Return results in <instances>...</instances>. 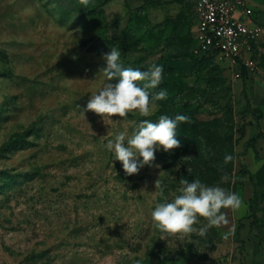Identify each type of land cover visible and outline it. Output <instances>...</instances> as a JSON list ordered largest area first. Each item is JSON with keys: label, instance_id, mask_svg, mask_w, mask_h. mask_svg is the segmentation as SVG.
Instances as JSON below:
<instances>
[{"label": "rangeland", "instance_id": "1", "mask_svg": "<svg viewBox=\"0 0 264 264\" xmlns=\"http://www.w3.org/2000/svg\"><path fill=\"white\" fill-rule=\"evenodd\" d=\"M246 1L264 25V0ZM195 22L190 0H0V264H264V37L237 77L197 51ZM113 47L124 68L163 67L151 116H81ZM178 114L181 147L127 176L108 140ZM181 179L242 205L205 236L161 233L151 212Z\"/></svg>", "mask_w": 264, "mask_h": 264}, {"label": "clouds", "instance_id": "2", "mask_svg": "<svg viewBox=\"0 0 264 264\" xmlns=\"http://www.w3.org/2000/svg\"><path fill=\"white\" fill-rule=\"evenodd\" d=\"M85 6L89 0H81ZM120 51L113 47L110 53L103 56L106 66L101 68L105 83L91 94L85 108L81 109V116L85 119L86 112H93L102 117H127L129 113L138 112L142 117H149L158 108L156 101L167 99L166 90H160L150 96V89H156L162 81L163 67L153 65L147 70H138L122 67ZM115 81V83H113ZM139 82H144L143 86ZM189 122V117L176 115H160L158 122L148 119L142 120L136 130L127 136L121 132L114 140H108L106 148L115 154V160L121 162L123 171L127 176L136 175L145 166L156 165V152L163 150L171 152L181 147L177 138V127L180 123ZM191 158V157H186ZM233 157L225 155L224 163L231 162ZM187 171H190L187 169ZM226 180V177H222ZM181 187L177 190L171 202L165 200L157 203L151 212L153 226L161 233L168 235H189L197 233L205 236L210 228L221 227L229 223L222 209L238 210L242 201L238 194L230 192L219 186H208L199 179L189 182L180 180ZM155 191L162 194L163 185L159 179L155 181ZM203 218L207 223L197 229L194 227ZM227 238V236L225 237Z\"/></svg>", "mask_w": 264, "mask_h": 264}, {"label": "built area", "instance_id": "3", "mask_svg": "<svg viewBox=\"0 0 264 264\" xmlns=\"http://www.w3.org/2000/svg\"><path fill=\"white\" fill-rule=\"evenodd\" d=\"M195 16L192 29L197 51L217 53L240 77L254 44L264 37V25L257 21L246 0H190Z\"/></svg>", "mask_w": 264, "mask_h": 264}, {"label": "trees", "instance_id": "4", "mask_svg": "<svg viewBox=\"0 0 264 264\" xmlns=\"http://www.w3.org/2000/svg\"><path fill=\"white\" fill-rule=\"evenodd\" d=\"M241 72H242V74H245L246 75V73H247L246 65H244V64L242 65ZM259 133H261V132H259ZM258 136H259V134H257L254 137H252V141H253V146L254 147H255L254 142L256 141V139L258 138Z\"/></svg>", "mask_w": 264, "mask_h": 264}]
</instances>
